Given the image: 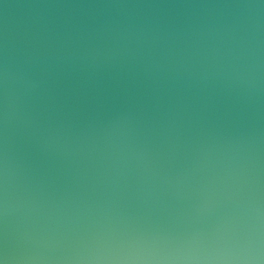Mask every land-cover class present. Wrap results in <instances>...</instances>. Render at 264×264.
Instances as JSON below:
<instances>
[{"label": "clouds", "instance_id": "clouds-1", "mask_svg": "<svg viewBox=\"0 0 264 264\" xmlns=\"http://www.w3.org/2000/svg\"><path fill=\"white\" fill-rule=\"evenodd\" d=\"M0 264H264V0H0Z\"/></svg>", "mask_w": 264, "mask_h": 264}]
</instances>
